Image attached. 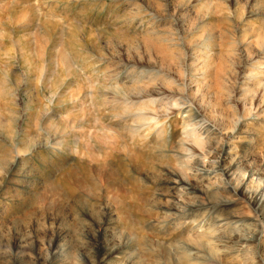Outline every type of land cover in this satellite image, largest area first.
<instances>
[{
  "label": "rangeland",
  "instance_id": "1",
  "mask_svg": "<svg viewBox=\"0 0 264 264\" xmlns=\"http://www.w3.org/2000/svg\"><path fill=\"white\" fill-rule=\"evenodd\" d=\"M254 192L264 0H0V264H93L98 240L121 245L108 264H165L156 244L180 240L191 264H264ZM170 194L212 200L167 219Z\"/></svg>",
  "mask_w": 264,
  "mask_h": 264
},
{
  "label": "bare ground",
  "instance_id": "2",
  "mask_svg": "<svg viewBox=\"0 0 264 264\" xmlns=\"http://www.w3.org/2000/svg\"><path fill=\"white\" fill-rule=\"evenodd\" d=\"M197 167H198L197 168L198 174L200 175V176L198 175L199 177L203 176L205 178V177L209 176V174L212 172V170L206 168L205 166H203L201 164H199V166H197ZM230 169H231V167L230 168L228 167V169L226 170V173H228L227 175H229ZM170 173L172 176V180L170 179L171 183L168 186L171 188V190L174 188L176 192H179V193L181 192V193H184L186 195L195 192L196 189L190 185L186 176H184V175L182 176V174L180 175L176 171H171ZM84 178L85 179H83L81 181L79 180L80 182H79L78 186H83L82 183L83 184L85 183L87 185L91 184L90 187H96L97 186V183H92L88 180L89 179L88 175H86ZM98 178H99V181L102 182V184L106 190H108V188H110L113 185V181L110 180L107 176L106 177L101 176ZM76 181H78V180H75V182ZM132 187H135V184H132ZM225 188H227V187L224 186L223 189H225ZM230 190H232V192L236 198L247 196L245 194V191H244L243 186L241 184H237L235 187H233ZM214 193L218 194L217 192H214ZM154 196L160 198V197H163L164 195H162V192H156V193H154ZM205 198H207V197H205ZM133 199H134V197H133ZM248 199H249V202L253 206H260V205L264 204V193L254 192V194L249 196ZM211 200L208 199L205 201H198L197 202V201H193V200H188L186 197L181 198L180 194H179V196L178 195L177 196L171 195L170 197H167L165 200L166 202L164 204L165 205L164 206L165 207L164 208V210H165L164 211L165 212L164 218L171 219L174 217H179L181 219H187V218H190L191 216L201 215L203 210H205L210 205ZM132 201L134 203V200H132ZM224 203H226V201L222 202L220 205H224ZM233 233H236V230L232 228L227 233L228 237H230L231 234H233ZM242 235H245V233H243ZM242 235L238 239V243H240L239 247L241 246V243H243L247 239L246 236H245L246 237L245 238ZM254 236H255V234H254ZM251 239L256 241L257 237L251 238ZM230 245H232V243H230V244L224 243V244L218 246L217 249L222 251L223 255H225L224 252H228V250H226V249ZM94 246H95V253H94L95 256H93V257H95V258L93 260V264H108V262L111 259H113L115 256H117L118 254H120L122 252L121 245H119L117 243H113L110 245V244L105 243V242L101 243V241L99 242V240H98V242L96 241V244ZM155 247L157 249V252L155 255L161 257V259L163 260V262L165 264H191L192 260L194 262L197 259H199V256L197 254V252H198L197 248H193V246H190V244L184 240H180V242L174 241V242L168 243V244H161V245L156 244ZM147 251H149V250H147ZM52 254H54V251L52 252ZM153 254H154V252H153ZM193 254H195V255H193ZM151 257L153 260L151 263L157 264L158 257H156V258H153V256H151ZM201 261L202 262H200L199 264H218L217 261L212 257H208V258L206 257ZM48 262L50 264L52 261L51 262L48 261Z\"/></svg>",
  "mask_w": 264,
  "mask_h": 264
}]
</instances>
